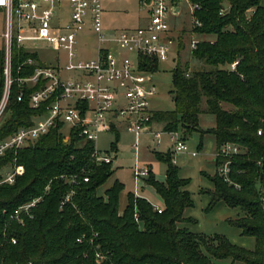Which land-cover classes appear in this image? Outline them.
Masks as SVG:
<instances>
[{
  "label": "trees",
  "instance_id": "1",
  "mask_svg": "<svg viewBox=\"0 0 264 264\" xmlns=\"http://www.w3.org/2000/svg\"><path fill=\"white\" fill-rule=\"evenodd\" d=\"M188 1L197 4L192 15L200 22H193L192 33L213 38H199L191 49L203 68L188 72L187 66L175 67L171 90L175 108L152 111V119L162 122L165 131L181 129L184 139L194 131L211 132L216 151L226 142L243 148L244 152L231 157V183L217 170L209 176L211 203L223 201L239 209L240 215L231 223L254 238V248L245 249L222 235L205 236L179 225L191 221L183 212L193 203L184 189L188 180L179 177L170 153L156 154L167 163L165 179L158 181L149 171L145 180L161 197V211L129 192L120 212L118 199L124 187L120 181L114 180L103 194L97 193L112 172V161L96 162L93 143L75 131L64 140L63 124L56 122L28 145L8 149L0 156V178L6 166L23 169L12 183H0V264H213L212 257L264 264V5L262 0ZM29 58L44 65L35 51L12 39L11 83L0 120V141L30 126L55 100L52 95L37 107L31 105V94L45 80L35 84L18 81L33 74L36 64L27 63ZM157 62L144 59L140 67L153 71ZM4 65L0 39V101L6 91ZM224 104L233 109H225ZM203 112L215 116V126L207 131L199 127ZM111 150H115L114 142ZM214 161L217 167L220 158ZM37 197L41 198L30 212L21 213L22 222L10 217ZM97 254L102 256L100 260Z\"/></svg>",
  "mask_w": 264,
  "mask_h": 264
},
{
  "label": "built area",
  "instance_id": "2",
  "mask_svg": "<svg viewBox=\"0 0 264 264\" xmlns=\"http://www.w3.org/2000/svg\"><path fill=\"white\" fill-rule=\"evenodd\" d=\"M66 1L69 17L67 20H55L57 8ZM180 1V0H179ZM189 2V1H188ZM146 11V22L132 28H123L107 33L103 27L102 0H0V9L4 18L3 42L5 51V86L6 91L0 101V117L3 113L10 78V55L12 39L18 45L35 51L39 41L53 45L55 50H63L64 63L58 65H40L29 58L27 63L36 64L33 74L18 81H29L32 84L45 80V84L31 94V105L37 107L40 102L50 96L55 100L47 107V112L34 118L33 123L21 127L14 134L0 141V156L8 149L14 151L23 148L38 136L47 133L56 122L68 125L70 131L93 143V159L96 162H110L109 152H102L96 145L100 133L117 129L118 121L126 125L127 131L137 138L149 133L157 144L162 133H167L172 142L171 161L175 164V155L188 152L196 155L197 151H188L183 135L178 130H153L151 127L152 110L149 98L156 93V85L140 65L144 59L164 61L169 58L170 46L174 37L170 33L168 16L174 8L173 0H138ZM190 3V2H189ZM192 12L197 4H191ZM54 22V24H52ZM195 25H200L197 19ZM94 33L95 55L86 60L75 61L77 57V32L84 27ZM28 42L31 48L25 46ZM197 39H192L190 48L194 49ZM59 60V56L56 57ZM237 61L229 65L234 70ZM65 73H73L75 77L63 78ZM20 97H18L19 99ZM62 126V128H63ZM61 128V129H62ZM261 134V130H257ZM137 149V140L132 145ZM244 152L235 143L222 144L215 153L220 158L217 172L226 182L231 183V157ZM21 167L15 165L2 174L0 183H12ZM149 174L147 167H135L133 176L140 180ZM37 197L19 206L11 215L12 219L22 222L21 213H29L40 200ZM66 195L65 200H68ZM264 206V197H262ZM158 212L161 208L155 206ZM137 213L134 218L137 220ZM15 242V239H12ZM98 260L102 258L97 254Z\"/></svg>",
  "mask_w": 264,
  "mask_h": 264
},
{
  "label": "rangeland",
  "instance_id": "3",
  "mask_svg": "<svg viewBox=\"0 0 264 264\" xmlns=\"http://www.w3.org/2000/svg\"><path fill=\"white\" fill-rule=\"evenodd\" d=\"M107 8V15L103 16V25L107 33L123 29L124 27H136L137 14L140 5L138 0H102ZM264 5V0L261 1ZM179 6L181 11L178 15H169V24L172 32H174L173 44L170 46V55L167 60L158 61L155 70L151 71L143 69L155 82L156 93L149 98V108L152 111H171L175 108L171 90L172 71L177 65L181 68L188 67V72H193L204 67V63L191 54L190 42L192 39H212L209 35H197L192 33L193 15L191 5L188 0H180ZM68 5L64 1L62 6L57 8L55 20L68 18ZM57 22H59L57 20ZM54 24V22H52ZM4 18L0 13V39L3 40ZM178 36V37H177ZM78 42L76 44L75 61L86 60L95 55V39L94 33L87 25L81 31L77 32ZM25 46L31 48L28 42H24ZM29 50V49H28ZM30 51V50H29ZM39 61L45 65H58L63 68L64 51L55 50L53 45L45 41H39L35 49ZM59 56V60L56 57ZM63 78L75 77L73 73H65L62 70ZM225 109H233L229 104L223 105ZM3 118V113L0 120ZM215 126V116L211 113L203 112L199 115V127L203 131L212 129ZM68 125L65 124L61 129L64 140H67ZM153 130H163L162 125L158 123L152 124ZM182 132V130H179ZM117 135V138H116ZM117 139V140H116ZM137 140V149L133 148L134 142ZM111 142L115 143V150H111ZM188 151H197L196 155L183 152L175 155V166L178 175L188 183L184 187L190 194L193 205L185 208L184 217L190 218L191 221L180 222V226L186 227L189 231L205 236H213L215 234L226 237L232 244L245 249L254 248V238L252 236L243 235L240 228L231 223L239 215L238 208H232L223 201L211 203V191L213 183L209 176H213L216 172L214 163V154L216 153V142L211 132L200 133L192 132L185 139ZM96 145L102 152H109L112 157V172L107 180L98 187L97 193L103 194L104 190L109 188L114 180H118L123 184V190L119 194L118 208L121 212L127 204V194L130 192L136 196L147 199L153 205L163 206L161 197L156 191L147 184L145 180L148 175L141 176L140 180H135L133 170L135 167H147L151 169L155 179L161 181L165 174L167 163L157 158L156 154H171L172 142L167 133H162L160 144L155 142L152 135L143 133L137 138L134 134L126 129V125L120 124L117 129L102 132L99 134ZM21 167V166H19ZM11 167L6 166L1 170L4 174ZM22 168V167H21ZM23 169L19 170V174ZM213 264H243L240 261H232L230 258L217 259L211 258Z\"/></svg>",
  "mask_w": 264,
  "mask_h": 264
},
{
  "label": "crops",
  "instance_id": "4",
  "mask_svg": "<svg viewBox=\"0 0 264 264\" xmlns=\"http://www.w3.org/2000/svg\"><path fill=\"white\" fill-rule=\"evenodd\" d=\"M180 2V1H179ZM179 2H177V3H175L174 4V8L172 9V11H171V15L172 16H176V15H178L179 13H180V11H181V7L179 6ZM102 5H103V13H102V22H103V16H105V15H107V8H106V6L102 3ZM146 16H147V14H146V11H145V9L144 8H142L141 6H140V9H139V13L137 14V23H138V25H140V24H143V23H145L146 22ZM69 17V16H68ZM68 18H66V19H61V20H67ZM104 23V22H103ZM170 25V24H169ZM103 27H104V29H106L105 28V26L103 25ZM124 28H126V27H124ZM127 28H130V27H127ZM132 28V27H131ZM170 33H171V36H173V37H175L174 36V32H172V29L170 28ZM178 37V36H177ZM153 123H158V124H161L162 125V128H163V124H162V122H157L156 120H153L152 122H151V127H152V124ZM120 124H123V122H121V121H118V125L117 126H119ZM124 125V124H123ZM179 131V130H178ZM180 132V131H179ZM160 144V143H159ZM192 151V150H191ZM214 159H215V154H214ZM214 163H215V161H214ZM216 166V165H215ZM149 171L151 172V169L149 168ZM152 173V172H151ZM162 180L161 181H163L164 179H165V174L163 175V178H161ZM152 187V186H151ZM154 206H158V205H154ZM158 207H162V206H158Z\"/></svg>",
  "mask_w": 264,
  "mask_h": 264
}]
</instances>
